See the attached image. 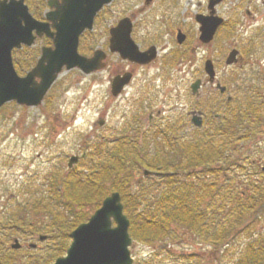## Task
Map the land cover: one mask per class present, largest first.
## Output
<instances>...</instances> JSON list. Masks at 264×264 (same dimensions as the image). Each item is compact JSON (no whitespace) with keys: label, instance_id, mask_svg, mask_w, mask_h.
<instances>
[{"label":"rangeland","instance_id":"1","mask_svg":"<svg viewBox=\"0 0 264 264\" xmlns=\"http://www.w3.org/2000/svg\"><path fill=\"white\" fill-rule=\"evenodd\" d=\"M207 1L172 0L175 4L170 5L167 2L157 12L154 10V13L140 9L144 0H113L109 6L112 9L105 23L113 25L120 18L131 16L136 21L133 34L135 38H143L146 34L148 38L153 37L154 34L159 35L160 56L157 67L152 71L158 70L161 73L156 74V84L161 99L160 106L166 110V116L172 114L173 106L185 103L184 92L182 97H179V90L188 86L195 78L202 76L207 56L217 60L219 77L224 83H230L234 88V73L237 67L226 68L225 56L236 45L239 37L254 35L264 26V0H223L219 6V14L227 23L235 19L237 21L235 27L231 29L223 26L214 42L207 48L199 40L200 23L196 19L198 14H206ZM143 23L146 25L143 26ZM178 26L189 33L192 41V50L188 47L186 52L190 58L184 61L180 60L182 56L180 51H184V47H181L176 40ZM100 29L99 24L97 30ZM262 34L264 36V31ZM259 46L264 50V44L259 43ZM176 47L179 50L171 54L170 65L163 63L164 54L170 56L168 53ZM28 50L23 49L16 54L17 57H14L16 69L21 75L26 74L27 70L36 63V58L40 54L36 47L33 52L29 50V54ZM258 57H263V61L264 52L258 54ZM16 60L23 62L21 70L18 69ZM26 64H28L27 67H25ZM131 67L133 68L128 61L113 55L110 66L96 73L85 74L79 68L64 70L41 105L26 106L11 101L0 108V234L10 230L5 223L9 221L12 225L11 219L16 217L20 205L37 203L47 208L53 201V195L48 191L47 175L56 171L66 175L70 170H77V168L84 171L90 162V157L88 159L86 154L83 158L81 155L85 151L87 153L92 151L91 145L98 139L115 140L126 135L129 139L132 138L131 140L146 145L145 135L149 128L139 126L145 131L142 133L145 137L143 138L141 133L136 132L137 125H132L131 121L137 120L144 124V116L148 110L138 109L135 107L138 101L134 104V101L131 102L132 99L127 101L124 95L114 99L110 92L111 73ZM139 70L138 68L136 71L139 72ZM140 76L137 74L127 96L138 97L137 89L143 84ZM234 105L237 106V102ZM135 116L138 119H135ZM102 117L106 121L101 125L98 124V120ZM163 121H171V119L164 118ZM154 141L152 138L148 140L150 152H155ZM162 145L165 147L166 142ZM243 145V156L248 153V147L254 148L253 142L246 141ZM74 154L80 155L81 158L73 168H70L68 162ZM248 161L249 159L242 160L243 164L239 165L236 173H232L230 180L235 184V190L240 192L244 189L245 183H252ZM134 172V181L146 179L143 169L135 168ZM202 177L198 176L194 184L201 186L202 182L208 184L216 181L218 183L220 195L214 200L219 198L223 200L225 192L230 193L229 186L233 183L227 181L223 184V174H220L218 178L213 174ZM157 180L156 185L160 187V190L167 186L163 176H157ZM239 180L242 182L240 185L237 183ZM252 192H254L253 189L246 191V195ZM63 202L64 200L61 202V208H65L62 205ZM87 211L89 215L94 212L91 209ZM40 213L45 216L48 223L52 220L51 212L46 209H42ZM257 214V217L253 215L247 217L229 243L224 246H215L205 241L202 236L194 234L188 227L179 223L174 224L173 234L164 240L147 243L134 239L131 252L136 262L154 258L155 264H197L198 261V264H236L241 250L250 240L257 237L264 238V206L259 207ZM42 224L39 226L41 227ZM39 234H48V232L39 229L26 234L22 232L8 234V246L15 236L19 237L24 244L22 248L15 250L14 258L17 264H40L39 261L35 263L34 258H41L42 264H49L46 259L53 246V240L49 237L41 240ZM30 242L37 243V246L30 247ZM70 242L71 237L69 244ZM166 247L169 253L164 250ZM226 248L232 253L228 257L224 252ZM187 255H192L191 259H186Z\"/></svg>","mask_w":264,"mask_h":264},{"label":"trees","instance_id":"2","mask_svg":"<svg viewBox=\"0 0 264 264\" xmlns=\"http://www.w3.org/2000/svg\"><path fill=\"white\" fill-rule=\"evenodd\" d=\"M18 60L16 64L21 70L23 62ZM145 139L147 146L130 140L127 136H120L115 140L98 139L91 145L92 151L87 153L90 162L84 171L72 169L66 175L57 171L50 172L46 180L53 201L56 199L55 203L52 201L54 205L50 203L45 208L37 203H26L19 206L20 211L11 219L12 225L9 221H4L10 230L0 234V264H17L15 249L7 245L9 233L26 234L39 229L48 232V237L53 240L46 259L50 264L58 256L65 254L69 233L89 218L87 210L98 208L103 199L114 190L122 194L125 212L131 220L130 232L133 238L147 243L171 236L174 224L180 223L194 234L202 236L205 241L215 246H224L229 243L242 222L251 215H258L259 207H263L261 200H264V190H255L250 196L243 195L242 191L235 190V184L231 181V194L227 191L223 200H214L220 195L216 181L208 184L202 182L201 186L194 184L198 176H220L213 163L224 155L221 141H192L175 146L176 143L166 138L165 147L163 142L155 140V152H150L149 139ZM167 149H177L178 152L170 153ZM135 168H147L154 172L181 170L184 180H174V173L164 175L167 186L160 190L156 185L158 180L155 173L147 175L145 180L134 181ZM62 200L65 208H61ZM42 209L51 212L52 220L49 223L41 215ZM164 250L170 252L167 247ZM224 252L226 257L232 254L228 248ZM191 257L192 255H187L186 259ZM34 261L42 264L41 258H34ZM153 261L154 258L135 264H155ZM236 264H264V238L250 240L241 250Z\"/></svg>","mask_w":264,"mask_h":264},{"label":"flooded vegetation","instance_id":"3","mask_svg":"<svg viewBox=\"0 0 264 264\" xmlns=\"http://www.w3.org/2000/svg\"><path fill=\"white\" fill-rule=\"evenodd\" d=\"M1 1L2 0H0V2ZM24 1L28 5L33 16L42 21H48V14L55 10L57 6L61 10L65 3L64 0ZM112 2L113 0L106 3L103 8L98 11L93 22V27L86 28L85 31L81 33L79 38V51L87 56H92L97 50L104 51L106 55V65L104 68L110 66L113 55L121 57L122 60L128 61L130 66H133V68L131 67L130 69L123 68L122 71L112 72L109 76V81L110 92L114 99H119L124 95L127 101L132 99L131 102L134 101V104L138 101V104L135 106L138 109L142 108L148 110L144 116V124L140 123V121L137 122V120H135V122L131 121L133 123L132 125H137L136 132L141 133L142 137L145 138L142 134L145 133V131L139 126H146L149 128L145 135L148 139L152 138L156 141L165 142L166 138H169L172 142L176 143L175 146H180L181 143L192 141H202L205 143L214 140L221 141L223 143L221 147L224 150V155L220 160L215 161L213 165L217 173L223 174L224 178L222 183L224 184L227 181L231 182L232 173H236V169L239 165L243 164L242 160L247 161L249 159L248 170L252 183L244 184V189L242 190L243 195H246V191H252V189L254 192L255 190H264V60L262 61L263 57H258V54L264 52L259 46V43L264 44V36H262L264 26L254 35H248L242 38L239 37L241 39L238 38L236 45L229 50L231 51L233 48L238 50L237 62L230 66L225 65L226 68L232 66L237 67L234 73V88H232L233 86L230 85V83H224L219 77L216 66L217 60L211 56H207L204 62L202 76L195 78L188 86L179 90V97H182L184 92L185 103H179L180 105L173 106L172 114L166 116V110H163L160 106L161 99L156 84V74L161 73L158 70L152 71V69L157 67L160 56V49L158 46L159 35L154 34L153 37L148 38L146 34L143 38H139L140 40L135 38L133 34L136 21L130 16L133 20L132 38L138 44L141 51H148L152 47H155V56L147 62H137L129 58H123L118 51H114L112 48V29L119 23L121 18L113 25L105 23L110 17V10L112 8L109 6ZM167 2L170 5L175 4L172 0H144L140 9L145 12L149 11V13H154V10L157 12L163 5H166ZM222 2L223 0H220L213 7L216 15L221 16L219 14V6ZM255 8L258 9V6L256 7L255 5ZM206 9V14H210V0L207 1ZM248 12L251 14L250 10H248ZM236 21L237 19L227 23L225 20L218 27L214 38L210 42L201 43L209 48L221 28L223 26L233 28L235 27ZM99 24L101 25V29L98 31L97 27ZM142 25L144 26L146 23ZM51 29L55 30L56 28L51 25ZM176 31V40L181 47H184V51H180L182 54L180 60H188L190 56L188 57L186 54L188 51L187 49L189 47L192 50L190 35L188 32L183 31L181 26H178ZM179 31L186 34V38L183 42L178 41L177 37ZM51 45H54L53 38L47 33H44V35L36 38L33 45H23L21 48H14L12 50V55L13 57H17L16 54L26 48L33 52L36 47V49L40 51V54L36 58L37 62L42 53V48ZM178 50L179 48L177 47L173 48L168 54H173V52ZM151 54L152 51L149 52V55ZM227 55L225 56V64ZM170 57L172 56L164 54L163 63L170 65ZM208 59H212L214 63L215 76L213 79H211L210 75L206 72V61ZM138 68L140 69L139 72L136 71ZM126 73H130V80L124 85L120 93L115 96L112 87L113 79L117 75ZM137 74L141 75L140 80L143 82L142 86L137 89L138 97L127 96ZM198 79L201 80V85L199 92L195 93L193 90V83ZM221 86H225L226 89L222 91ZM236 102L237 106L234 105ZM163 117L171 119V121L164 122ZM195 117L202 120L201 126L194 124ZM135 119H138V117L135 116ZM189 137H191V139ZM246 141L253 142L254 148L248 147V153L243 156V142ZM177 152V149L170 150V153L176 154ZM172 172L177 175L176 181H182L183 171L174 170ZM206 176L208 177V174ZM237 183L240 185L242 182L239 180ZM203 184H205V182H203ZM261 204L264 206L263 199L261 200ZM22 245L24 244L22 243Z\"/></svg>","mask_w":264,"mask_h":264},{"label":"water","instance_id":"4","mask_svg":"<svg viewBox=\"0 0 264 264\" xmlns=\"http://www.w3.org/2000/svg\"><path fill=\"white\" fill-rule=\"evenodd\" d=\"M111 0H64V6L48 14V21L33 16L24 0H2L0 2V108L15 101L26 106H39L48 91L64 70L79 68L89 74L101 70L106 65V55L97 50L92 56L79 52V38L86 28H92L98 11ZM220 0H210V14H198L200 22V40L208 43L213 38L224 18L216 15L214 5ZM51 21V22H50ZM51 25L56 29L52 30ZM132 20L121 19L112 29V48L123 58L132 61L147 62L155 56V47L141 51L132 38ZM47 33L53 38L54 45L44 46L36 64L26 74L17 71L12 50L23 45H33L38 36ZM186 35L179 31L178 41L183 42ZM152 54L149 55V52ZM238 50L233 48L226 64H234ZM206 71L211 79L215 76L212 59L206 61ZM130 80V73L117 75L113 79V93L117 95ZM201 80L193 83L195 93L199 92ZM225 86H221L224 91ZM194 123L201 126L202 120L194 118ZM104 124V119L99 120ZM80 160V155L70 157L68 166L73 167ZM146 174L149 170L145 171ZM114 222L116 223L114 225ZM130 218L124 211L122 195L113 191L106 196L87 221L80 223L71 233V244L65 255L56 258L53 264H134L130 246L133 237L129 231ZM47 235H40L46 239ZM13 248H20L21 243L15 237ZM35 247V243H31Z\"/></svg>","mask_w":264,"mask_h":264}]
</instances>
